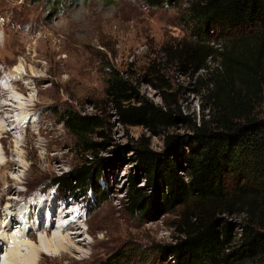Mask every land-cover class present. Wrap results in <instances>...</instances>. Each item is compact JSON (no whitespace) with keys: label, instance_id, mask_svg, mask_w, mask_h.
Returning <instances> with one entry per match:
<instances>
[{"label":"trees","instance_id":"obj_1","mask_svg":"<svg viewBox=\"0 0 264 264\" xmlns=\"http://www.w3.org/2000/svg\"><path fill=\"white\" fill-rule=\"evenodd\" d=\"M140 1L150 9L186 2L179 20L187 38L164 46V59L139 75L108 67V114L103 107L58 115L81 162L51 178L40 194L55 188L82 200L93 192L100 205L108 192L102 184L130 162L123 210L147 223L176 213V237L117 250L101 264H127L141 254L149 264H264V0ZM216 40L226 43L217 49ZM173 73L189 79L193 92L201 84V116L185 114ZM140 80L158 91L161 104L141 94ZM116 124L162 137L163 148L153 150L145 135L110 145ZM179 125L186 133L173 132Z\"/></svg>","mask_w":264,"mask_h":264},{"label":"rangeland","instance_id":"obj_2","mask_svg":"<svg viewBox=\"0 0 264 264\" xmlns=\"http://www.w3.org/2000/svg\"><path fill=\"white\" fill-rule=\"evenodd\" d=\"M185 7L186 2L181 8L150 9L140 0H0V82L18 71L23 79L13 84V88L26 105H31L24 123L26 131L20 134L12 130L0 140V211L8 208L17 214L34 201L42 202L48 197L57 203L51 214L54 221L49 238L62 234L61 230H55L61 216L56 210L62 207L66 211L75 210L73 215L67 212L61 217L71 215L72 227L80 228V234L73 240L78 243L73 251L63 253L64 256L41 254L38 264H101L117 250L128 253L125 250L133 246L148 249L154 244H168L176 237L172 226L176 213L147 223L129 217L123 210L126 176L133 170L130 162L118 166L107 183L102 184L108 192L100 205L93 192L82 200L63 196L55 188L38 194L51 178L81 162L75 139L60 123L58 115L66 109L82 114L103 109L108 67L139 75L152 61H162L164 46L187 38L179 20ZM225 43V40L215 42L221 46ZM170 81L175 89L181 87L185 114L194 112L201 116V84L195 87L200 92H193L192 82L179 73H173ZM139 82L142 95L156 104L162 103L158 91L142 80ZM7 85L6 81L0 84ZM103 110L108 114L106 105ZM260 111L264 114V108ZM12 115H18V111ZM186 131L182 125L173 130L179 134ZM142 135L149 138L153 150L163 148L162 137L151 136L141 127L122 129L117 124L111 130L110 145H124ZM21 213L11 233L23 229L21 223L26 222L27 212ZM27 234L32 235V243L40 238L37 231L29 229ZM4 250L1 243V262ZM143 256L132 257L126 263L149 264V259Z\"/></svg>","mask_w":264,"mask_h":264},{"label":"bare ground","instance_id":"obj_3","mask_svg":"<svg viewBox=\"0 0 264 264\" xmlns=\"http://www.w3.org/2000/svg\"><path fill=\"white\" fill-rule=\"evenodd\" d=\"M22 79L23 77L20 76V73H18V71H14L13 76L8 77V79L5 80L8 85L0 86V140L2 139L3 135L11 134L12 130H16L20 134L26 131L24 128V123L27 122L28 117L26 116V113L27 109H29L31 105H26L24 103L25 100L21 98L22 95L16 93L15 89L13 88V84L21 82ZM9 85H11V88ZM29 85L30 84H28V86ZM7 94L10 95L7 96ZM27 103H30V101ZM14 110L18 111V115H12L14 112H16ZM4 163H6V161L2 162L3 165H5ZM10 189L11 188L9 187V190ZM48 202H50L51 214H53L52 212L54 211V207L57 203L48 197L42 202H30L31 205H29L27 208L21 209L20 212H17V214L10 211L8 208L5 210V212L1 213L0 211V244L3 243V247H5V255H3L4 258L2 259V262L0 261V264H38L41 254L50 256H64L63 253L74 250V244L78 243H74L73 240H75V237H78L80 234L78 231L80 228L77 225H75L77 226L75 227L76 229L72 227L74 220L70 216L76 213L75 210L73 209L71 211H66L63 209V207V210H56L58 217L60 215H66L67 212H69L71 215L66 218L61 216L59 217L57 221L59 222V227L57 228H60L59 230H61L60 232L62 234L59 236H55L57 234H53L49 238L48 234L52 231V221H54V219L52 218L53 216L51 214L46 219H44L45 208L43 207V204ZM13 206L16 205H12L11 207ZM24 211L27 212L26 228L24 230L18 229L17 232L11 233L17 216L19 214L22 215L21 212ZM42 222H44V228H42ZM29 229L40 232V238H38L37 242L32 243V235L27 234ZM69 229L76 231L73 233H68L67 230ZM64 232H67V237L65 238L63 237ZM43 233L46 236H43Z\"/></svg>","mask_w":264,"mask_h":264},{"label":"built area","instance_id":"obj_4","mask_svg":"<svg viewBox=\"0 0 264 264\" xmlns=\"http://www.w3.org/2000/svg\"><path fill=\"white\" fill-rule=\"evenodd\" d=\"M215 42L216 41L211 42V45L214 46L217 49H220L221 48V45L220 44H215Z\"/></svg>","mask_w":264,"mask_h":264}]
</instances>
